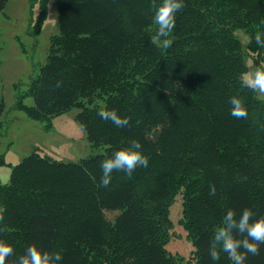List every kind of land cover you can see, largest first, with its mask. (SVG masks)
I'll list each match as a JSON object with an SVG mask.
<instances>
[{"label":"trees","instance_id":"obj_1","mask_svg":"<svg viewBox=\"0 0 264 264\" xmlns=\"http://www.w3.org/2000/svg\"><path fill=\"white\" fill-rule=\"evenodd\" d=\"M160 3L56 0L57 32L28 87L33 106L17 107L42 121L78 110L91 150L101 152L65 162L34 150L12 168L0 184V240L13 247L7 264H19L29 244L59 251L61 264H175L165 245L176 195L194 264H232L223 252L211 258L214 230L229 209L237 221L245 207L253 219L264 216V100L240 79L246 56L264 62V0H184L167 49L153 42ZM237 30L248 34L245 45ZM234 95L246 117L230 114ZM102 108L128 124L102 119ZM133 139L148 167L113 170L101 186V161ZM247 264H264V244Z\"/></svg>","mask_w":264,"mask_h":264},{"label":"rangeland","instance_id":"obj_2","mask_svg":"<svg viewBox=\"0 0 264 264\" xmlns=\"http://www.w3.org/2000/svg\"><path fill=\"white\" fill-rule=\"evenodd\" d=\"M56 0H8L0 11V184H7L12 168L36 150L57 161L76 162L101 152L91 150L82 128L75 120L78 110L72 109L57 117L42 121L30 118L17 105L29 108L33 99L28 87L46 60L50 37L56 29ZM243 45L248 34L237 30ZM252 57H245L246 72L256 66ZM261 67H264V62ZM264 100V92L255 90ZM107 218L115 216L106 212ZM170 236L166 251L174 256L175 264H194V247L179 223L181 196L169 204Z\"/></svg>","mask_w":264,"mask_h":264},{"label":"clouds","instance_id":"obj_3","mask_svg":"<svg viewBox=\"0 0 264 264\" xmlns=\"http://www.w3.org/2000/svg\"><path fill=\"white\" fill-rule=\"evenodd\" d=\"M183 6L184 0H162V3L155 7L152 22L158 27L153 36L154 43L159 41V46L165 49L171 46V34L175 28L176 13ZM257 41L261 42L259 36ZM240 79L244 87L264 92V67L257 66L253 72L243 73ZM229 104L232 116L240 118L248 115L239 96L230 97ZM97 114L104 120H111L116 126H125L129 122L127 117H120L115 109L102 108ZM141 149V143L133 139L126 146L106 154L100 164V185L103 187L109 185L113 170L131 175L138 166L148 167L149 158L143 154ZM209 192L215 195L213 185L209 186ZM234 215V212L229 209L226 214L225 226L214 230L210 256L214 261H220L221 252H223L231 258L232 264H247L248 254L257 255L260 245L264 244V216L253 219L255 213L247 207L241 209L238 221L234 219ZM231 227H238L240 232L246 231V236L242 240L234 238L229 231ZM218 245L220 251L216 250ZM12 254L11 244L0 240V264H7L6 258ZM62 260L63 256L59 251H42L35 244H29L24 253L18 257L19 264H61Z\"/></svg>","mask_w":264,"mask_h":264}]
</instances>
